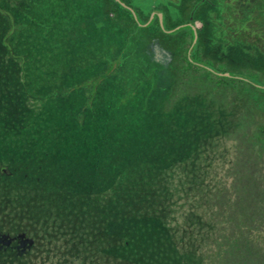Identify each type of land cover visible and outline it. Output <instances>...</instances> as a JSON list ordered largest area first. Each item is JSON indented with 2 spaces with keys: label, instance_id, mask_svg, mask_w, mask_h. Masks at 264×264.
<instances>
[{
  "label": "rangeland",
  "instance_id": "rangeland-1",
  "mask_svg": "<svg viewBox=\"0 0 264 264\" xmlns=\"http://www.w3.org/2000/svg\"><path fill=\"white\" fill-rule=\"evenodd\" d=\"M0 9V112L26 114L35 123L25 137L37 139L91 101L105 117L165 113L188 150L159 214L187 211L189 199L195 212L171 216L181 251L153 230L148 245L124 248L118 227L77 229L72 218L34 228L23 181L0 165V264L264 262V0H0ZM14 136L1 133V145ZM13 154L20 168L31 157ZM244 245L250 262L236 259Z\"/></svg>",
  "mask_w": 264,
  "mask_h": 264
},
{
  "label": "trees",
  "instance_id": "trees-1",
  "mask_svg": "<svg viewBox=\"0 0 264 264\" xmlns=\"http://www.w3.org/2000/svg\"><path fill=\"white\" fill-rule=\"evenodd\" d=\"M8 51L17 57L11 48ZM125 104L126 100L116 107L121 109ZM89 108L85 113L77 109L62 119L53 120L51 129L43 136L41 130L38 139L31 138L33 134L26 138L27 131L32 130L31 123H35L26 114L21 117L19 112H12L19 115L12 118L7 108L0 112L4 120L0 121V132L5 134L12 129L16 136L14 139L6 138L2 145L0 143V165L11 168L12 181L16 174L23 181L20 192L31 200L28 209L33 217L31 226L37 228L43 221L47 226L61 229L76 218L77 229L120 228L123 230L124 248L148 245L152 232H157L160 238L167 236L169 246H177L181 251L177 237L179 218L173 220L171 216L187 214L190 199L185 204L187 211H183V205H176L178 208L170 213L169 219L160 215L159 210L167 207L176 192L173 186L172 193L167 191L171 177L177 178L181 165L186 164L187 139L173 134L165 113L157 120L152 114L135 119L129 116L128 109L105 117L97 107H93L92 101ZM134 108L137 115L143 114L142 107ZM51 132L54 135L49 137ZM14 143L19 147L15 151ZM14 152L18 156L29 152V162L22 168L18 167ZM6 181H0L2 186L8 187ZM175 185L176 190L182 187L180 182ZM184 191L182 188L178 192V196L183 197L182 201L185 200ZM163 201L164 205L160 204ZM194 213L191 211L185 217ZM211 216L205 213L203 222L209 225L213 222ZM243 247L237 255L235 252L236 259L250 262V256H246V245ZM257 254L264 256V248L258 249ZM3 257L7 259L6 255ZM222 259L227 264L229 258L223 256ZM192 260L185 259L181 264H189ZM257 264L264 262L260 260Z\"/></svg>",
  "mask_w": 264,
  "mask_h": 264
},
{
  "label": "water",
  "instance_id": "water-1",
  "mask_svg": "<svg viewBox=\"0 0 264 264\" xmlns=\"http://www.w3.org/2000/svg\"><path fill=\"white\" fill-rule=\"evenodd\" d=\"M159 16L161 17V20H162V14L161 13H159Z\"/></svg>",
  "mask_w": 264,
  "mask_h": 264
},
{
  "label": "flooded vegetation",
  "instance_id": "flooded-vegetation-1",
  "mask_svg": "<svg viewBox=\"0 0 264 264\" xmlns=\"http://www.w3.org/2000/svg\"><path fill=\"white\" fill-rule=\"evenodd\" d=\"M155 18V17H154ZM196 29H198V28H196Z\"/></svg>",
  "mask_w": 264,
  "mask_h": 264
}]
</instances>
